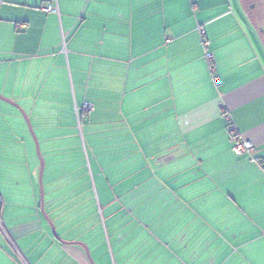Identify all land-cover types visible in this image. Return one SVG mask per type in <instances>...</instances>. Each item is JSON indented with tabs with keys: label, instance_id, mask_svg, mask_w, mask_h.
Wrapping results in <instances>:
<instances>
[{
	"label": "crops",
	"instance_id": "crops-1",
	"mask_svg": "<svg viewBox=\"0 0 264 264\" xmlns=\"http://www.w3.org/2000/svg\"><path fill=\"white\" fill-rule=\"evenodd\" d=\"M194 1L1 0L0 95L25 106L51 151L66 106L74 123L89 103L97 167L103 155L106 169L150 173L138 194L120 181L125 205L109 211L104 248H89L95 264H264V0ZM226 113L251 152H233ZM25 124L0 99V177L14 187L23 160L32 163ZM26 176L27 198L0 197V264H90L82 247L53 237ZM79 195L74 187L49 203L58 221ZM139 199L170 226L142 225ZM62 224L63 239H78Z\"/></svg>",
	"mask_w": 264,
	"mask_h": 264
},
{
	"label": "rangeland",
	"instance_id": "rangeland-1",
	"mask_svg": "<svg viewBox=\"0 0 264 264\" xmlns=\"http://www.w3.org/2000/svg\"><path fill=\"white\" fill-rule=\"evenodd\" d=\"M193 2L195 3L194 0ZM22 106L25 108L24 105ZM19 113L22 116L20 111ZM65 114V137L61 141L59 140V147L53 151H51L52 138H49L48 135L43 133V135L47 137L46 141H44L45 137L42 136L39 131L33 129L36 135V139L38 140L41 155L44 160L42 181L44 188L45 207L47 211H49L52 222L60 237L61 235L66 237L70 236L60 231L59 228L61 227L60 224L62 220L64 223L62 224L64 230L72 228L74 226H77V229L80 230L78 239L75 240L86 243L88 245V248L93 249L94 247H96L98 250H102L104 248V242H107L105 238L106 227H110V219L108 216L109 211L117 210V212H122V205H125L120 197V181L127 180L132 182V184L138 183V194L140 193L139 191L143 188L141 183L148 179V174L150 173L149 171L142 169H124V166L126 165H124L125 163L122 162L121 163L124 165L123 167L121 163H118L119 165H115L113 168L106 169L103 155H99L101 167L98 168L97 163L93 159L94 155L90 151L89 138L87 137L88 129L86 127V124L83 121L82 123H80L79 119L77 118L75 120L76 122L74 121L73 123L67 112V106ZM22 119L25 124L23 116ZM28 133L30 135L33 149L32 163L31 161L23 160L26 164H23L22 170H19V172H23L22 175L18 173L17 178L18 180H21V184L18 187H14L11 184H5L3 182V175L1 174L0 197L2 198V196H5V194L8 193L13 195L19 194L18 196L27 198V194H29V192L27 191V188H25L26 183L24 184V182L25 178L28 177L26 175H30L31 172L34 193L35 195H37V201L39 204V161L35 152L34 140L30 132ZM68 135L69 137H67ZM98 141L102 142L103 139H98ZM19 161H22V159H19ZM141 180L142 182L140 183ZM132 184L130 183V185ZM74 187H76L77 189L80 188L81 196L79 195V198H81L79 201L78 199L76 200L77 204L74 203L75 199L73 200V202L70 200V205L75 206L74 209L65 206L67 205V203L62 206V208L60 207L58 210L59 215L61 217L64 215V218L62 217L61 219V217H59L58 221L57 217L52 212L48 204L54 198L60 195H63L60 200H66L65 197L67 191L73 189ZM150 188L151 186H147V189ZM72 197L73 196H71L70 198ZM139 200L138 202H141L139 206H142L146 212V214H143V218L139 220L142 225H147L149 228L157 226L168 228L170 226V219L168 218V216H166V214L164 215L163 213L165 210H157L156 214L161 215V217H159L153 214V202H143L142 199ZM128 204L132 205V207H135L137 205V202L129 201ZM160 204L161 203H159V205ZM40 217H42L41 213ZM134 218L135 217H133V219L130 216L128 217V219H130L132 222L131 225L137 226L138 220ZM116 226L121 227L122 225L120 222H118Z\"/></svg>",
	"mask_w": 264,
	"mask_h": 264
},
{
	"label": "water",
	"instance_id": "water-1",
	"mask_svg": "<svg viewBox=\"0 0 264 264\" xmlns=\"http://www.w3.org/2000/svg\"><path fill=\"white\" fill-rule=\"evenodd\" d=\"M0 99L4 100V101H6V102H8V103H10L12 105H14L17 109H19V111L21 112V114H22V116H23V118L25 120L27 128H28L33 140H34L35 152H36V155H37V158H38V161H39V169H38V184H39V194H40V196H39V200H40L39 201V210H40V213H41L42 217L48 221V224H49V227H50V230H51V233H52L53 237L57 241H59L60 243H63V244H66V245H75V246L82 247V249H83V251L85 253V256L88 259L89 263L90 264H95L91 254H90L88 245L86 243L82 242V241H79V240H66V239L61 238L58 235L53 222L47 216V213H46L45 208H44V188H43V181H42V175H43V170H44V160H43V157L41 155L39 144H38V140L36 139V135H35L34 130L32 128L30 119L27 116V114L25 113V111L23 110V108L20 107L14 101H11L8 98H5V97H3L1 95H0Z\"/></svg>",
	"mask_w": 264,
	"mask_h": 264
},
{
	"label": "built area",
	"instance_id": "built-area-1",
	"mask_svg": "<svg viewBox=\"0 0 264 264\" xmlns=\"http://www.w3.org/2000/svg\"><path fill=\"white\" fill-rule=\"evenodd\" d=\"M0 4H1V0H0ZM46 10H50L51 7L47 6L45 8ZM206 59L209 61L210 63V71L214 72V61H213V54L211 52H207L205 54ZM83 108L87 111V110H91V105L89 103H85ZM226 118L229 119V115L226 113ZM226 131L228 133V135L230 136L231 140H232V150L233 152H235L236 154H242L244 152H251L253 150V145L250 141L246 140L245 138H243L240 133L238 132L236 126L234 125V123L229 119L228 124L226 126ZM0 207H1V199H0ZM1 226V223H0Z\"/></svg>",
	"mask_w": 264,
	"mask_h": 264
},
{
	"label": "trees",
	"instance_id": "trees-1",
	"mask_svg": "<svg viewBox=\"0 0 264 264\" xmlns=\"http://www.w3.org/2000/svg\"><path fill=\"white\" fill-rule=\"evenodd\" d=\"M89 111H90V110H87V111H86L84 108H82V109H78V110H77V117H78L80 123H82V121L84 122L85 114H86L87 112H89Z\"/></svg>",
	"mask_w": 264,
	"mask_h": 264
},
{
	"label": "flooded vegetation",
	"instance_id": "flooded-vegetation-1",
	"mask_svg": "<svg viewBox=\"0 0 264 264\" xmlns=\"http://www.w3.org/2000/svg\"><path fill=\"white\" fill-rule=\"evenodd\" d=\"M48 206H49V204H48ZM68 207H70L71 205H67ZM44 208H45V211H46V213H47V216L50 218V220L52 221V218H51V216H50V213H49V211H47V209H46V207H45V199H44ZM61 208H62V206H61ZM44 219V218H43ZM44 221H45V223H46V225H47V227L50 229V227H49V224H48V221L46 220V219H44ZM57 231V230H56ZM59 235V234H58Z\"/></svg>",
	"mask_w": 264,
	"mask_h": 264
}]
</instances>
